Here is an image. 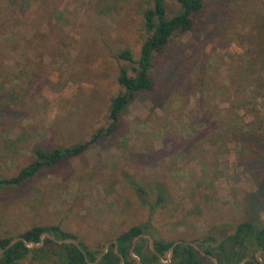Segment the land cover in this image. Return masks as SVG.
Listing matches in <instances>:
<instances>
[{"label":"rangeland","instance_id":"1","mask_svg":"<svg viewBox=\"0 0 264 264\" xmlns=\"http://www.w3.org/2000/svg\"><path fill=\"white\" fill-rule=\"evenodd\" d=\"M164 3L168 14L178 9L176 0ZM147 6L150 0H0V177L35 159V147L79 143L105 125L118 67L126 65L115 54L127 48L137 56ZM205 8L192 32L155 54L154 85L122 112L116 134L0 187V236L57 224L98 249L147 218L161 238L194 242L223 237L243 220L264 224V142L198 136L207 120L202 106H226L207 88L246 48L252 21H264V0H205ZM190 55L179 78L175 64ZM256 66L264 77V65ZM259 101L250 106L260 114ZM238 112L250 121L246 109ZM158 194L163 200L149 211ZM243 251L253 263L239 264H264L261 251L247 244ZM164 258L167 264L170 254ZM21 263L49 264L29 255Z\"/></svg>","mask_w":264,"mask_h":264},{"label":"trees","instance_id":"2","mask_svg":"<svg viewBox=\"0 0 264 264\" xmlns=\"http://www.w3.org/2000/svg\"><path fill=\"white\" fill-rule=\"evenodd\" d=\"M176 1L178 9L174 13L168 14L164 0H150V6L141 9L142 39L137 56L134 58L127 48L116 52L115 58L125 62L126 65L118 67L116 82L119 90L109 98L105 125L98 127L86 140L79 143L53 147L49 150L35 147L33 149L35 159L20 167L14 175L0 177V187L19 185L34 175L42 166L53 165L70 157L78 156L99 137L116 134L122 112L137 94L151 90L154 85L151 68L155 54H161L173 36L192 32L204 19L205 0ZM243 20L245 19L243 18ZM261 21H252L249 32L243 38L247 46L242 52L233 56L227 67L226 75L220 79L212 78L207 90L214 87L217 93L214 91L212 97L215 96V93L218 94L219 98L218 96L217 98L220 102H226V106L218 104H212L210 107L202 106V109L206 110L207 120L199 134H195V136L198 134L202 137L201 140H208L212 143L220 140L221 144L231 141L242 142V144H249L256 140L264 142V77L261 72H258L256 66V63H259L260 66L264 65V21ZM247 23H249L248 20ZM221 29L223 30V28ZM193 58L190 55L183 65L175 64L179 78L187 73L188 63H193ZM249 87L250 89L252 87L251 92L248 91ZM168 88L166 87L163 95ZM206 93L208 94L206 90L200 92V104H202ZM255 99H260V114L259 110L250 106ZM240 107L250 113L249 122H245L243 115L238 112ZM135 190L143 192V189L138 186ZM162 200V195L158 194L155 203L148 206L149 211ZM221 226L228 227V224ZM42 232H47L55 239H74L77 244L57 243L43 237L39 246L24 245V242L38 243ZM139 234L150 237L153 250L149 248L147 238L138 236ZM16 236H19L21 240L15 241L0 252V264H30L21 263V260L27 255L37 261L47 260L49 264H59L60 262L62 264H119L118 254L122 257V264H136V258L139 264H163L158 257L165 259L164 253L174 241L179 242L172 246L167 264H214L206 255L213 257L215 264H236L246 256L243 251L246 244L261 251L264 255V224L255 227L248 220L236 223L233 230L223 237L215 239L212 236H207L199 242H194L192 240L161 238L147 218L145 221L132 224L116 234L109 241L103 254H101L102 248L89 249L77 240L74 234L61 229L57 224L32 225ZM134 237L136 239L133 243L132 254L136 258L129 254ZM11 238L0 236V249ZM189 242L195 244L197 248H194ZM233 246H236L237 250ZM99 254H101L100 257L94 262ZM246 262L253 263V260L249 259Z\"/></svg>","mask_w":264,"mask_h":264},{"label":"water","instance_id":"3","mask_svg":"<svg viewBox=\"0 0 264 264\" xmlns=\"http://www.w3.org/2000/svg\"><path fill=\"white\" fill-rule=\"evenodd\" d=\"M138 236H145V237L148 239L149 248H150L151 250H153V249H152V242H151V239H150V237H149L148 235L139 234ZM43 237H47V238H49L51 241H53V242H57V243H61V242H71V243H73V244H77L76 240H74V239H71V238L55 239V238H53L50 234H48L47 232H42V233L40 234V238H39V242H38V243L24 242V245H25V246H39ZM135 239H136V237H134V238L132 239V245H131V247H130V249H129V254H130L132 257H134V258H136V257L132 254V247H133V243H134ZM17 240H21V238H20L19 236H14V237H12V238L9 240V242H8L3 248L0 249V252H1L3 249H5V248L9 247L10 245H12V244H13L15 241H17ZM178 242H179V241H174V242L172 243V245H171V246L167 249V251L164 253V257H167V255H168V253L170 252L172 246L175 245V244L178 243ZM189 243H190L192 246H194V248H197V246H195V244H193V243H191V242H189ZM107 245H108V242H106V243L103 245L102 250H101V254H103V253L106 251V247H107ZM114 250L116 251L115 248H114ZM201 253L204 254L203 252H201ZM101 254H99L98 256H96L94 262H96V260L100 257ZM206 256L211 260L212 263L215 264V260H214L213 257H211L210 255H206ZM118 257H119V264H122V257H121V255L118 254ZM158 259H159V261L161 262V258L158 257ZM244 260H249V258L243 257L239 262H237V264L241 263V262L244 261ZM94 262H93V263H94ZM138 263H139V261H138L137 258H136V264H138Z\"/></svg>","mask_w":264,"mask_h":264}]
</instances>
